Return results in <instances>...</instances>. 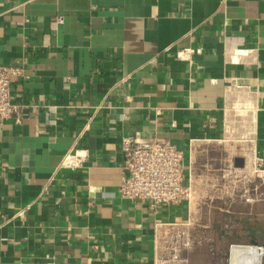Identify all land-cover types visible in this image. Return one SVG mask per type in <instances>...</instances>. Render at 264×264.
I'll return each instance as SVG.
<instances>
[{
    "label": "crops",
    "instance_id": "crops-1",
    "mask_svg": "<svg viewBox=\"0 0 264 264\" xmlns=\"http://www.w3.org/2000/svg\"><path fill=\"white\" fill-rule=\"evenodd\" d=\"M0 67L26 76L0 124V264H154L187 205L121 197L127 137L189 155L233 127L264 160V0H0Z\"/></svg>",
    "mask_w": 264,
    "mask_h": 264
},
{
    "label": "built area",
    "instance_id": "built-area-1",
    "mask_svg": "<svg viewBox=\"0 0 264 264\" xmlns=\"http://www.w3.org/2000/svg\"><path fill=\"white\" fill-rule=\"evenodd\" d=\"M180 57L184 60L188 58L182 57V55ZM25 77L22 67H0V124L18 114V105L12 96L13 80ZM223 139L206 142H221ZM243 142L241 152L244 155L241 158L244 161V166L236 167L234 163L235 172H243L246 170L248 162L253 161L257 171L255 173H258L260 178L264 177V160L257 156L253 139L246 138ZM198 144L204 143L196 141L191 143L190 154L186 155L184 150L171 141L157 137L148 139L127 137L123 141L126 175L119 187L121 197L129 201L148 200L154 207L187 205L188 212L185 219L155 223L154 264H192L189 253L185 251L191 243V238L185 235L186 231L194 224L192 212L195 210V205L202 203L204 199L200 193L203 190V181L206 177L205 172L199 171L195 165L197 162L195 151ZM87 159V153L77 151L66 155L61 166L68 170L82 169ZM224 227L233 228L235 222L230 218ZM252 231L259 233L253 227ZM230 232L232 233V231ZM181 234H183L182 237ZM226 235H229L227 231H219L218 239L226 241ZM253 235L249 237V245L231 243L228 259L218 256L217 260L220 262L215 264H232V251L235 247L242 246H252L258 250L260 253L259 263L264 264V243L260 242L259 237L255 234ZM194 264H206V261L199 260Z\"/></svg>",
    "mask_w": 264,
    "mask_h": 264
},
{
    "label": "rangeland",
    "instance_id": "rangeland-1",
    "mask_svg": "<svg viewBox=\"0 0 264 264\" xmlns=\"http://www.w3.org/2000/svg\"><path fill=\"white\" fill-rule=\"evenodd\" d=\"M235 113L236 109L230 110V116ZM237 120L240 121V117ZM233 129L231 127L221 142H206L196 146L195 165L199 171L205 172L206 177L200 193L204 199L202 203L195 205L192 212L194 224L185 235L191 238L185 251L189 253L192 264L199 260L206 261V264H215L220 262L217 260L218 256L228 259L231 243L249 245L251 235L244 231L243 220L262 223V231L255 236L264 243V177L260 178L255 173L257 171L253 161L248 162L243 172H235V159L244 155L241 147L246 137L240 129ZM230 218L235 222V227L225 228ZM219 231L229 233L226 241L218 239ZM236 235L241 236V239H231ZM222 236H225L224 233Z\"/></svg>",
    "mask_w": 264,
    "mask_h": 264
},
{
    "label": "bare ground",
    "instance_id": "bare-ground-1",
    "mask_svg": "<svg viewBox=\"0 0 264 264\" xmlns=\"http://www.w3.org/2000/svg\"><path fill=\"white\" fill-rule=\"evenodd\" d=\"M231 255L232 264H260V253L252 246L235 247Z\"/></svg>",
    "mask_w": 264,
    "mask_h": 264
},
{
    "label": "water",
    "instance_id": "water-1",
    "mask_svg": "<svg viewBox=\"0 0 264 264\" xmlns=\"http://www.w3.org/2000/svg\"><path fill=\"white\" fill-rule=\"evenodd\" d=\"M235 165H236V167H243V166H244V161H243V159H242V158H237V159L235 160Z\"/></svg>",
    "mask_w": 264,
    "mask_h": 264
}]
</instances>
